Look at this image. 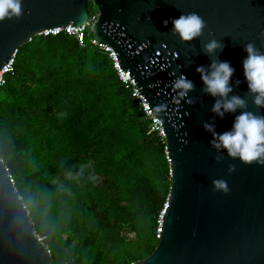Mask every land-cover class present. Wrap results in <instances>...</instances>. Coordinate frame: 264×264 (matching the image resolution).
I'll return each mask as SVG.
<instances>
[{
	"label": "water",
	"instance_id": "obj_1",
	"mask_svg": "<svg viewBox=\"0 0 264 264\" xmlns=\"http://www.w3.org/2000/svg\"><path fill=\"white\" fill-rule=\"evenodd\" d=\"M21 4L19 18L0 21V71L34 35L88 22L92 5L97 9L92 24L95 42L113 49L118 65L134 79L161 124L170 162L169 194L155 248L132 264H264V165L226 155L217 162L218 154L208 143L211 135L201 125L213 116L209 111L213 98L201 92L195 71L210 63L202 43L222 41L218 58L234 67L230 82L240 81L233 84V92L245 96L248 110L264 114V108H256L246 95L241 66L244 43L252 41L264 51V0H21ZM181 12H197L205 20L198 39L183 42L169 31L171 19ZM180 72L195 85L189 93L195 103H187L171 87ZM234 115L217 117L216 131L229 130ZM230 163L235 164L231 173ZM214 178L225 179L229 191H213ZM0 264H50L49 251L35 233L1 159Z\"/></svg>",
	"mask_w": 264,
	"mask_h": 264
},
{
	"label": "trees",
	"instance_id": "obj_2",
	"mask_svg": "<svg viewBox=\"0 0 264 264\" xmlns=\"http://www.w3.org/2000/svg\"><path fill=\"white\" fill-rule=\"evenodd\" d=\"M90 37L36 34L19 47L0 85V159L50 264H132L157 244L170 162Z\"/></svg>",
	"mask_w": 264,
	"mask_h": 264
},
{
	"label": "clouds",
	"instance_id": "obj_3",
	"mask_svg": "<svg viewBox=\"0 0 264 264\" xmlns=\"http://www.w3.org/2000/svg\"><path fill=\"white\" fill-rule=\"evenodd\" d=\"M21 15V0H0V21L5 18H19ZM162 23L167 25L169 21ZM171 25L169 31L172 34L183 42H189L202 35L205 20L197 12H181L177 18L171 19ZM223 47L222 41L215 38L201 45V51L209 57L210 63L198 65L195 71L199 73L203 85L201 92L213 98L209 108L213 116L201 121V125L211 135L208 143L218 154L215 157L217 162L226 155L242 163L264 165V114L248 110V100L245 96L233 92V84L239 85L240 81L230 82L235 69L229 61L218 58V51ZM242 48L246 53L241 61L244 82L247 85L246 95L251 97V102L256 108H264V51L252 41L244 43ZM171 87L178 90V97L186 98L187 103H195V98L189 96L195 85L183 72L171 81ZM160 107L156 109L157 112ZM232 113L235 115L231 128L217 132L215 119H223L225 114ZM228 171H235V164L230 163ZM211 185L213 191H229L227 181L223 178L212 179Z\"/></svg>",
	"mask_w": 264,
	"mask_h": 264
},
{
	"label": "built area",
	"instance_id": "obj_4",
	"mask_svg": "<svg viewBox=\"0 0 264 264\" xmlns=\"http://www.w3.org/2000/svg\"><path fill=\"white\" fill-rule=\"evenodd\" d=\"M96 17H97V13L95 15H93V16H90L89 21L86 22L83 25L79 26V25L68 24V25L63 26V27H58V28H52V29H49V30H45V31L41 32L40 34H57V33H60V32H65V33L73 35L77 39L78 43L81 46H84V45H86V40L88 39V36L90 35V33H92V24L95 21ZM89 41L92 44H95L98 47H100L103 51L107 52L108 55L112 58V60L114 62V66L117 69V72H118V75H119L120 79L126 84V86H131L132 87L133 95L139 98L140 103H141L144 111L146 112V114L149 117L152 118L153 125H152L151 129L152 130H159V132L162 134V128H161L160 122L150 112L149 107H148V102L139 93V90L136 87L134 79L130 76L129 73L124 72L120 68V66L118 65V61H117V58L115 56V53H114L113 49L110 46L106 45V44H97L95 42L94 38H93V35H92V37H90ZM13 58H11L10 61L0 71V85H2L5 82L6 73L11 71L12 68H13ZM9 179H10V182L14 185L13 178H12V176L10 174H9Z\"/></svg>",
	"mask_w": 264,
	"mask_h": 264
},
{
	"label": "rangeland",
	"instance_id": "obj_5",
	"mask_svg": "<svg viewBox=\"0 0 264 264\" xmlns=\"http://www.w3.org/2000/svg\"><path fill=\"white\" fill-rule=\"evenodd\" d=\"M37 236H38L41 240H43V237L39 236L38 234H37ZM131 236H132V234H131Z\"/></svg>",
	"mask_w": 264,
	"mask_h": 264
}]
</instances>
